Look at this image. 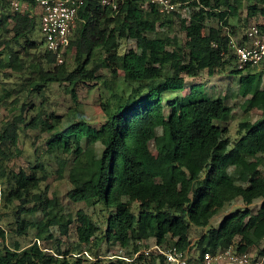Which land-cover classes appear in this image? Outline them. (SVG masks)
<instances>
[{
  "label": "trees",
  "instance_id": "trees-1",
  "mask_svg": "<svg viewBox=\"0 0 264 264\" xmlns=\"http://www.w3.org/2000/svg\"><path fill=\"white\" fill-rule=\"evenodd\" d=\"M12 1L0 0L1 70L22 78L29 91L43 98L47 85L65 84L66 93L77 102L79 85L103 80L99 74L103 55L109 63L110 94L101 104L105 122L98 128L80 116L78 122L58 130L60 119L54 111L43 113L38 108L32 112L25 104L18 115L0 124V183L4 185L3 189L0 186V200L4 205L18 202L14 211L17 235L32 229L39 241L56 243L53 250L35 242L26 248L17 243L3 246L0 264H164L161 255L139 253V243L151 240L153 245L202 255L231 245L246 251L264 241V175L259 177L260 167L264 168V71L249 66L239 69L230 48L232 36L222 32L243 1L248 15L264 17V0H171L188 9L187 18L175 12L159 13L155 6L144 7L145 0H122L117 15L101 7L99 0H86L68 48L74 57L71 69L68 62L56 65L54 55L36 40L39 14L37 21L21 6L15 12ZM174 18L185 34V47L176 36L157 31L171 28ZM213 19L217 25L205 34L206 22ZM258 29L261 33L264 27ZM150 33L154 36L149 37ZM123 39L133 40L135 49L120 54ZM3 53L6 59L1 58ZM201 71L209 76L216 72L236 76L242 111L261 112L257 120L239 123V136L232 145L225 129L217 124L226 123L231 116L232 109L224 99L211 98L200 87L171 97L183 90L186 77L195 78ZM119 72L130 88L126 96L115 90ZM27 129L48 132L46 151L61 152L55 159V172L61 177L69 166L68 200L89 207L101 204L108 211L103 234L80 211L76 245L71 250L60 248L51 229L67 236L73 218L50 197L47 185L41 188L48 178L45 166L37 162L29 173L8 166L20 156V132ZM151 142L159 158L151 156ZM259 198L261 204L252 214L248 206ZM235 199L245 208L228 213L217 226H209L213 216ZM28 204L31 207L26 208ZM24 214L41 217L28 221ZM191 227L204 229L192 245ZM113 240L120 249L130 250L128 257L136 254L131 262L96 257L90 261L82 254L87 247L95 254L102 243ZM259 254H264V247Z\"/></svg>",
  "mask_w": 264,
  "mask_h": 264
},
{
  "label": "rangeland",
  "instance_id": "rangeland-1",
  "mask_svg": "<svg viewBox=\"0 0 264 264\" xmlns=\"http://www.w3.org/2000/svg\"><path fill=\"white\" fill-rule=\"evenodd\" d=\"M19 5L29 11V13L37 18L39 8L37 6L27 4L25 0H19ZM177 10L182 18H187L189 15L188 9L186 7L178 6ZM217 21L215 19L208 20L205 25L204 33L207 34L209 27L216 26ZM251 26H261L264 27V17L259 14L254 16L248 15L247 4L245 1L242 2L240 9L238 10L237 16L228 18V26L222 29V32L229 34L237 42L243 40V36L247 29ZM157 31L164 32L166 35L172 37L176 36L177 42L185 47L186 37L184 32H182L178 26V20L174 18V22L171 28L165 27L163 29L157 28ZM234 31V34H232ZM149 37H153L154 34H148ZM261 37L264 39V29L261 31ZM36 40L42 42V35L39 30L36 33ZM42 49H44L43 43L41 44ZM130 49H135V42L131 39H123L119 41L118 52L120 54L125 53ZM186 49V48H185ZM100 53L97 51L96 56ZM6 54L3 53L1 58L6 59ZM102 57V69L99 74L103 77V80L98 82H89L86 84H81L76 89L77 102L71 99V96L66 93L65 84H49L46 86L45 97L39 96L35 92L29 91L24 80L18 78L17 75L12 74L9 70L0 69V107L3 109V118L0 119V124L10 120L12 117L19 114L21 106L25 104L27 107L32 108L35 112L38 108L46 113V111H54V114L59 117V122H57L56 129L62 130L68 125L78 122L81 118L88 123L90 126L98 128L101 124L105 122V115L102 112L101 104L104 103L109 97V63L103 55ZM73 51L68 52V68L73 67ZM256 71H264V63L259 67L254 68ZM10 74V77L5 75ZM264 81V75H263ZM200 87L203 91L211 98H222L231 107V116L226 123L217 124L225 129V137L228 138L230 144L239 136L238 125L242 121L253 122L261 117V112L254 109L248 113H245L241 109V104L243 99L238 96V78L228 72H216L213 76H209L206 71H201L195 78H185V85L182 91L178 93L171 94V97L177 95L179 97L186 95L191 89ZM115 90L122 96H126L129 93V86L123 81L122 73L119 72V76L115 81ZM8 96L4 98L5 94ZM43 107V108H41ZM50 121V119H49ZM49 133L40 129H27L25 132H20L19 145L18 148L21 151L19 157L12 159L8 162L10 169L14 171L24 170L26 172L31 171V166L37 162L43 163L45 170L47 171L48 178L41 185L43 189L45 185L49 188L50 197H55L58 204L63 208L66 214L72 216L73 221L69 227L68 235L61 237L58 233L57 228H52L51 231L55 238L60 240V248L62 250H71L77 243V229H78V212H83L88 214L91 219L98 225L99 233L103 234L105 230V219L108 215V211L103 210L101 204L95 206H86L84 203H73L70 202L66 196L67 191L71 188V185L67 177V169L61 177L57 176L55 172L57 169L56 156L58 157L61 152L48 153L46 150V141L49 137ZM84 145L85 142L82 141ZM100 150V147L97 146ZM151 156L154 158H159L156 153L154 144L151 142L149 145ZM259 177L264 175V168L260 167ZM1 188L4 185L0 183ZM262 199L254 200L248 209L252 214H255L258 210ZM18 202H13L11 204L4 205L3 201L0 200V230L3 231V237H0V248L3 246L13 247L17 243L21 248H26L31 245L35 239V231L28 230L25 235L16 234V226L14 222V211ZM136 203L134 204V206ZM31 207V204L26 205V208ZM245 208V205L240 199H235L230 203L226 204L222 209H220L210 220L209 226H217L220 220L228 213L234 212L238 209ZM136 213V211H134ZM25 220L33 221L36 217H41L40 214H24L22 216ZM204 231L203 228L191 227L189 232V240L191 243H195L201 233ZM56 243L53 240L40 241V246L46 248L47 250H53ZM153 242H142L139 243L141 249L147 250ZM264 247V241L260 243L258 247H251L249 250L256 255H259V251ZM87 253L91 255L93 260L99 258L101 261H107L111 255H125L130 252V250L120 249L118 244L113 240L109 243H102L95 254L90 253L87 248H85ZM144 256L156 257L159 255L156 250H150L148 253H144ZM89 259V258H88ZM92 259H90L91 261ZM92 260V261H93ZM112 260H115L113 258ZM164 264L165 261H164Z\"/></svg>",
  "mask_w": 264,
  "mask_h": 264
},
{
  "label": "built area",
  "instance_id": "built-area-1",
  "mask_svg": "<svg viewBox=\"0 0 264 264\" xmlns=\"http://www.w3.org/2000/svg\"><path fill=\"white\" fill-rule=\"evenodd\" d=\"M86 0H34L39 8V32L42 35L44 49L54 55L55 64L63 65L68 59V48L78 23V14ZM122 0H99L101 7L107 8L113 15H117ZM11 9L19 11V2L13 0ZM155 6L159 13H179V4L171 0H145L144 7ZM230 48L236 57L238 68L259 67L264 63V39L257 26L247 29L241 42L230 37ZM3 109L0 107V119L3 118ZM40 246V241H34ZM33 242V243H34ZM41 247V246H40ZM46 250V249H45ZM150 250L163 256L166 264H264V254L256 255L249 249L240 251L235 245L228 246L216 252H205L202 255L190 250L178 251L175 247L153 245L147 250L141 249L139 253H148ZM92 259L86 252L82 253ZM133 257L125 255H111L108 258L123 259L131 262Z\"/></svg>",
  "mask_w": 264,
  "mask_h": 264
},
{
  "label": "crops",
  "instance_id": "crops-1",
  "mask_svg": "<svg viewBox=\"0 0 264 264\" xmlns=\"http://www.w3.org/2000/svg\"><path fill=\"white\" fill-rule=\"evenodd\" d=\"M34 6H36V5L34 4ZM191 245H192V243H191Z\"/></svg>",
  "mask_w": 264,
  "mask_h": 264
}]
</instances>
